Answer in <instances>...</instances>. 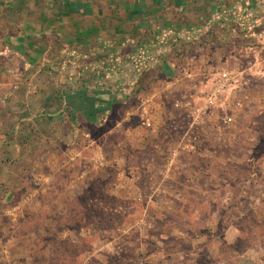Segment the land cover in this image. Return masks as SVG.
I'll return each instance as SVG.
<instances>
[{"label":"crops","instance_id":"obj_1","mask_svg":"<svg viewBox=\"0 0 264 264\" xmlns=\"http://www.w3.org/2000/svg\"><path fill=\"white\" fill-rule=\"evenodd\" d=\"M247 5L251 10L260 2L0 0V187L5 188L3 201L8 203L10 200L9 187L12 184L40 182L34 163L36 155L27 156L26 153L38 152L39 143L34 142L38 137L49 142L54 133L51 125L56 122H62L63 130L70 132L77 129L76 122L103 128L113 116L115 122L110 130L129 138L131 147L153 146L155 138H164V131L155 120L166 117L164 105L169 101V90L174 85L179 87L180 98L172 102L186 107L188 102L195 101L190 95L196 97L206 91L211 82L210 75L197 77L193 67L179 68L176 58H171L176 54L166 52L163 42L171 37L181 39L190 29L211 25L219 12L237 6L246 9ZM263 8L253 12L239 10L244 20L240 19V24L245 26L239 27L244 45L224 53L232 54L235 59L251 54L253 59L246 66L225 60L218 67L233 70L237 77L238 89L234 95L243 100V107L236 122L224 137L214 133L213 136L206 128L208 137H222L228 144L240 145L237 150L230 149L221 157V164L229 175V178L218 181L224 186L225 203L232 201L231 193L236 188H239L237 200L240 203L264 197V150L260 152L258 148L264 145ZM231 46L229 41L226 48ZM137 56L146 60L139 62L144 66L141 64L142 75L135 81L131 62ZM75 72L83 75V82L76 80ZM249 76H257L258 81L249 82ZM124 88L134 91V94L124 95ZM79 91L96 99V111L79 110L68 102L67 97ZM132 119L139 120V123L129 126L128 121ZM147 121L152 125L148 126ZM175 144L169 143L163 148L167 153L172 150L174 158L177 156L170 161L167 159L165 168L187 172L189 165L182 164L179 154H202L201 146L198 143L191 149L187 145L185 131ZM126 159L128 161L117 157L106 163V166L111 164L118 176L125 175L124 181L134 179L137 168L130 156ZM98 164L105 166V160L99 158ZM238 165L242 169L239 170ZM196 167L191 165L189 169L195 172ZM253 186L256 195H253ZM134 194L139 198L138 193ZM178 195L183 197L181 192ZM27 198L31 200L34 194L27 193ZM230 207H224L226 217L231 216ZM16 211V207L7 206L1 213L13 217ZM231 227L236 230L232 221L227 220L225 231Z\"/></svg>","mask_w":264,"mask_h":264},{"label":"rangeland","instance_id":"obj_2","mask_svg":"<svg viewBox=\"0 0 264 264\" xmlns=\"http://www.w3.org/2000/svg\"><path fill=\"white\" fill-rule=\"evenodd\" d=\"M257 1L260 5L251 10L247 5L219 12L211 25L190 29L181 39L168 37L166 52L176 54L171 58L179 68L193 67L202 78L225 60L246 66L251 54L235 59L224 53L244 45L239 10L262 11L264 0ZM229 41L232 46L226 48ZM74 75L83 82V75ZM178 89L174 85L169 90L166 117L155 120L164 131V138L154 139L156 146L131 147L129 138L110 130L113 116L103 128L76 122L72 133L56 122L49 142L36 138L42 152L26 155H36L40 182L12 184L8 203L0 187V264H264V197L240 203L236 188L232 201L225 203L224 186L218 182L229 178L221 157L239 143L224 142L227 133L220 139L204 135L199 141L202 154H179L182 164L197 166L195 172L189 166L187 172L165 168V161L177 156L163 148L176 145L189 126L185 107L172 102L180 98ZM138 123L128 121L129 126ZM258 148L261 152L264 145ZM128 156L137 168L134 179L124 181L125 175L118 176L106 163L117 157L128 161ZM99 158L105 166L98 164ZM251 189L256 195L255 187ZM225 204L232 206L230 217L224 215ZM7 206L16 207L17 214L3 215ZM224 220L232 221L236 230L225 231Z\"/></svg>","mask_w":264,"mask_h":264},{"label":"built area","instance_id":"obj_3","mask_svg":"<svg viewBox=\"0 0 264 264\" xmlns=\"http://www.w3.org/2000/svg\"><path fill=\"white\" fill-rule=\"evenodd\" d=\"M250 15H246L249 17ZM242 27H245L242 25ZM255 26L261 27L260 24ZM255 27H252L254 30ZM250 29V27L248 28ZM251 30V29H250ZM264 32V29L262 30ZM264 35V33H263ZM252 45H247L250 47ZM142 57L137 56L133 60L134 79L138 80L142 75L143 68L141 67ZM144 66V64L142 65ZM233 70L228 68H217L210 75L211 85L206 91L194 97V102H188L185 107L189 116V126L185 130V137L188 141V146L194 149L202 136L207 135L206 128L209 133H214L219 136H224L228 133L236 122V118L243 107V100L235 97V92L238 89L237 77L233 75ZM134 91L124 88L123 93L129 95ZM177 107H182L180 104H175ZM148 126L152 125L151 121H147Z\"/></svg>","mask_w":264,"mask_h":264},{"label":"trees","instance_id":"obj_4","mask_svg":"<svg viewBox=\"0 0 264 264\" xmlns=\"http://www.w3.org/2000/svg\"><path fill=\"white\" fill-rule=\"evenodd\" d=\"M136 81H137V79H136ZM123 91H124V89L122 90V93H123ZM131 94H134V92ZM67 100L76 109H79V110H86V109L90 110V109H92L94 111L97 110L95 108L96 99L93 97H89L84 91H79L76 94L69 95L67 97Z\"/></svg>","mask_w":264,"mask_h":264}]
</instances>
